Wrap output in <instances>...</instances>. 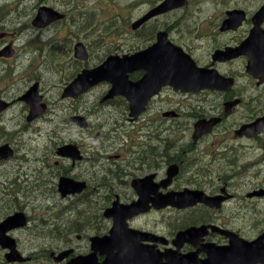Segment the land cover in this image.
Listing matches in <instances>:
<instances>
[{"label": "flooded vegetation", "instance_id": "1", "mask_svg": "<svg viewBox=\"0 0 264 264\" xmlns=\"http://www.w3.org/2000/svg\"><path fill=\"white\" fill-rule=\"evenodd\" d=\"M40 1L49 3L52 0ZM147 3L144 15L151 9L149 1ZM2 4L0 0V80L4 84H0V102L8 103L9 107L0 111V148L7 145L9 154L0 159V172H9L0 180V222L25 212V208L37 207L39 203L41 207L48 208H70L85 203L88 208L94 207L97 211L103 206L105 214L116 203L128 206L138 201V190L144 192L148 207L154 210L159 205L161 195L188 190L191 193L204 192L211 198L213 206L193 207L195 209H192L191 214H198L200 218L188 222V225H216V231L224 234L227 230L234 231L241 241L252 242L261 236L247 238L239 229L232 230L227 226L246 220L253 221L257 217L264 223V210L261 211L258 206L264 196H256L257 193L264 192V183L242 192L232 187L233 184L242 187L248 184L243 170L239 169L245 163L240 161L256 160V167L264 162V126L256 134L253 132L254 128L240 133L242 128L264 120V0H189L187 7L153 20L159 22L162 18L167 21L165 18L168 17V21H174L176 39L194 55L197 64L217 69L225 79L232 82L230 88L225 84L221 90L192 94H182L169 86L165 87L150 101L146 113L137 121L129 118V104L124 97L115 96L104 101L110 86L100 85L76 99H64L66 82L57 88L51 87L56 94L49 89L44 90L40 83L42 103L46 105L47 111L38 121L29 122V108L22 98L31 83L28 81L24 88H14L20 77L15 73V63L11 62L16 58L21 59L23 48L33 46L32 37L27 41L23 40L27 32L45 31L38 30L32 24L43 4L35 3L31 15L8 11L10 9H4ZM14 10L21 11L18 8ZM231 14L236 19H232ZM258 15L259 24L256 26L255 19ZM226 22L228 25L223 28V23ZM254 29L257 31L255 42L247 52L230 56L222 62H214L216 51L244 45ZM137 32L146 35L149 32L148 24ZM196 39L203 41L200 50L195 49ZM132 52L134 49L129 52L120 49L114 50L112 54ZM31 53L25 59H31ZM52 59L57 60L43 58L44 65ZM251 59L255 65L253 72L249 73ZM79 66L68 76L69 80L74 79L86 67L80 63ZM43 67L49 70L48 67ZM53 67L57 71L65 70L55 62ZM32 73L35 82H41L37 79L36 72ZM143 75L144 72H138L133 78L138 81ZM6 78H10V81L6 82ZM14 111L20 113V127L13 132V138L1 139L7 127L5 118ZM165 113L175 116H165ZM77 114L88 118L87 128H80L70 120ZM182 114L192 118L188 124V136H181ZM106 115H109V121L105 119ZM102 117L105 121H102ZM205 119L215 121L217 125L208 135L194 140L195 122ZM45 120L53 131L49 146L41 154L26 150L25 147L22 149L26 151L21 153L15 142H21L24 137L32 140L33 129ZM95 125L103 128L94 136L83 135ZM72 129L82 136L71 138L74 133ZM124 129L125 137L122 135ZM29 130L31 133L27 134ZM6 132L9 134L7 130ZM72 145L77 147L76 159L68 154V147ZM221 163L226 168L222 169ZM174 164L179 165V172L169 180L168 169ZM7 166L14 167V171L5 170ZM63 179L72 181L78 192L63 195L60 192ZM72 184L68 183L66 187H72ZM135 184L140 189L135 188ZM101 199L106 201L102 203ZM168 209L172 211L170 207ZM230 209H236V213L230 214ZM141 219L142 214L132 218L129 221L130 227H136L134 224ZM172 219L179 221L181 217L178 219L174 216ZM27 220L31 222L28 214ZM109 222L112 225V221ZM19 232V229H13L8 235L17 238L16 234ZM106 234L98 231L100 236ZM212 243L219 247L230 246L229 239L222 233L210 232L201 241L181 250L193 253V264H205L209 259L206 245ZM80 247L82 248H74L63 263L67 264L71 259L89 252V245ZM159 249L164 250L165 247L159 246ZM98 259L102 262L101 258Z\"/></svg>", "mask_w": 264, "mask_h": 264}, {"label": "rangeland", "instance_id": "2", "mask_svg": "<svg viewBox=\"0 0 264 264\" xmlns=\"http://www.w3.org/2000/svg\"><path fill=\"white\" fill-rule=\"evenodd\" d=\"M14 1L16 0H1L4 9H10L8 11H15L16 13H25L31 15L33 13L32 11L35 3L37 5L39 0L25 1V6L21 8L18 7V9L21 10L19 12L14 10L13 6L10 5ZM146 2L147 0H70L69 5L63 6V3L56 2L55 0L53 3L56 5L57 9L62 11H66L65 8L69 9V18L64 24L52 27L49 32L37 33L33 31L29 32L25 36L23 39L24 41H27L31 36H34L36 44L35 48L32 47L34 49L32 58H27V60L24 61L25 64H23L22 60L19 58H16L11 62L12 64L15 63V73H17V77H20L14 88H24L25 84L28 82L27 76L33 74L32 70H36L39 75L40 73L43 74V89H49L53 94H56L54 93L55 89L53 92L51 87L57 88L62 85V83L69 82L68 76L72 75L71 73L79 66L80 63L71 61L69 59V57L73 55L72 48L69 49V53L66 54L68 50V43L71 39L77 41L81 39L82 41L90 44L92 58L90 60L89 66H95L99 64L101 62L100 58L103 57L105 53H109V49L114 52V50L120 49L125 51L137 49L139 47L138 45L145 47L150 42L147 40L148 37H146V40H143V38L140 39L139 34H132L130 28L131 23L133 22L132 20L142 14V9L143 12L146 10L147 6L143 5ZM82 10L91 12L93 14V25L87 31L83 29L85 21L83 16L80 15ZM154 24L155 23H152L151 25ZM162 24L165 26H170L171 22L165 21ZM174 29L175 27L173 26L172 30L175 31ZM62 38L67 40L60 43ZM96 38L100 39L95 40ZM51 41L53 43L50 46ZM55 43L56 45H54ZM74 43L75 41L72 42V46ZM53 45L56 46L55 51H53ZM49 46L50 49L48 53L50 56L52 58L59 57L60 59L50 60L46 65L49 70H45L44 68H41V63L43 62V58L46 56V50ZM26 51H29V46L23 48L22 54ZM53 62L59 64L62 66L61 68H64L65 70L57 71L53 67ZM29 64L31 66V70L27 67ZM80 64L82 65V63ZM0 76V78H2L1 73ZM8 81H10V78H6V82ZM0 84L4 86L1 80ZM53 84L54 86H52ZM5 95L10 96L8 93H5ZM85 99L88 100V98ZM108 117L109 115H106L105 119H108ZM105 119L102 117V121H105ZM19 120V111H14L13 113L8 114L7 118H5L7 127L5 132L1 135V139L3 137H8L10 139L13 138V132L20 127ZM42 125L43 122L35 126L38 131L31 134L32 140L24 137L21 142H19V140L15 142V144L20 147L21 153L25 152L26 150H34L41 154L49 146L53 137V131L50 128H45L43 130ZM102 128L103 127L100 125L98 127L95 125L90 132L87 131L83 135L94 136ZM6 130L9 132V134H7ZM72 131L74 133L71 134V138H78L79 136H82V134H80L77 130L72 129ZM29 133H31L30 130L27 132V134ZM23 147H25L26 150H23ZM13 169L15 168L7 166L5 170L12 171ZM8 172L9 171L0 172V180L3 178L2 176ZM243 174H245L244 179L248 182V184L243 187L233 184L232 187L234 189L241 190L242 192L252 189L254 186L263 184L264 162H262L255 169H249ZM250 174H253L255 177L252 178ZM103 179L104 178L102 176V182ZM101 201L103 203L106 201V199H101ZM83 205L85 207H83ZM92 206H94V204ZM258 206L261 208V211L264 210V200L259 201ZM104 209L105 208L102 206V208L97 211V209L94 207L88 208L87 204L85 203L80 204V206L76 204L70 208L61 206L56 211L58 213L56 217L49 216L53 214L56 208H48V206L41 207L40 203L37 207L23 209V211L27 212V214L30 216L31 222L28 229H22L18 235L16 234L21 252L25 256L32 257L33 261L30 262L31 264H58L55 263L50 257L51 252L59 253L70 247L82 248L80 246H87L89 245V238L91 236L96 235L98 231H105L108 226L110 227L109 220L103 217ZM76 211L79 212L76 213ZM82 212L84 213L81 214ZM229 213H236V209H230ZM195 218H200V216L198 214H190L185 217L183 222H192L195 220ZM38 223L39 226L36 227V224ZM134 225L139 228L155 231L159 234H169L171 231L175 230L173 229L172 225H169L164 220L161 214L156 213H151L150 215L137 221ZM232 225H234L235 229H239L241 234L247 238L256 237L262 231H264V225L260 217H257L253 221L246 220V222H236ZM229 228L231 229V226ZM56 229L57 231H55ZM52 235L55 236L53 237L56 239L55 241L51 239ZM2 256L4 257V254L2 255V252L0 251V260Z\"/></svg>", "mask_w": 264, "mask_h": 264}, {"label": "water", "instance_id": "3", "mask_svg": "<svg viewBox=\"0 0 264 264\" xmlns=\"http://www.w3.org/2000/svg\"><path fill=\"white\" fill-rule=\"evenodd\" d=\"M184 0H166L163 6L158 7L152 11L145 18L140 20L134 25L138 28L149 17L160 15L168 12L169 10L179 7ZM63 15L47 9L45 7L39 10L38 17L34 21L37 26H46L59 19ZM75 56L79 59H88V53L83 44H77L75 47ZM143 71L144 75L138 81L130 80V74ZM192 62L191 58L186 55L179 47L174 46L168 40L167 33L160 32L157 35V42L147 49L130 54V55H112L99 67L93 70H84L78 78L65 90V95H73L70 93L76 90V93H84L89 88L97 85L100 82L106 81L112 85V89L105 97V100L111 99L115 96H123L129 101L130 115L138 117L145 111L150 99L157 95L165 86H171L175 90L182 92H192L197 88L199 82V72ZM212 79L208 82L211 83ZM73 96H77V94ZM31 107V114L29 119L32 120L37 116L43 114V106L38 107L40 97L38 96V86L36 85L32 90L23 98ZM5 108V105L0 102V111ZM77 121L82 127H87L83 118L72 119ZM264 120L258 121L253 124V132L258 133L264 126ZM250 126L248 130H251ZM247 130L244 128L242 132ZM241 132V131H240ZM68 154L70 157L77 158V147L75 145L68 147ZM9 154L7 148L0 149V159H3ZM68 183L72 181L63 179L60 184V192L63 195L67 193L78 192L73 187L67 188ZM135 188H139L136 184ZM139 200L131 205L122 206L116 203L114 208L106 211L105 216L113 218V227L109 235L104 237H93L91 239V251L88 255L79 256L71 260L68 264H100L98 262V255L105 258L102 264H164L162 262L163 256H151L149 250L144 242L157 241L151 234L143 233L141 231L132 230L129 228L128 221L133 217L146 213L150 210L146 201L145 195L138 190ZM259 196L264 193L256 194ZM190 197L181 194H169L161 198L159 206H176L183 208L188 205ZM199 201L208 203L209 199L199 198ZM147 204V207L145 206ZM158 204V202H157ZM155 204V205H157ZM27 224V217L24 213H17L2 223H0V246L3 249H9L6 254V260L10 263L23 262L25 259L17 249V241L8 235V232L24 227ZM213 231H216L215 226H211ZM201 233L197 237L205 235L208 227H202ZM193 229H189L178 236L180 244L184 242H191L194 238L192 236ZM189 234V235H188ZM234 234V233H233ZM236 235H233L230 249L210 246L207 249L209 259L205 264H264V233L255 241H241ZM72 251L62 253L56 261H62L68 257ZM169 259L172 256H165ZM173 258V257H172ZM226 260V261H225ZM171 261V260H169ZM169 264H193L192 260L184 256L182 258L176 257Z\"/></svg>", "mask_w": 264, "mask_h": 264}, {"label": "trees", "instance_id": "4", "mask_svg": "<svg viewBox=\"0 0 264 264\" xmlns=\"http://www.w3.org/2000/svg\"><path fill=\"white\" fill-rule=\"evenodd\" d=\"M84 18H85V17H84ZM84 18H83V19H84ZM85 19H88V18H85ZM85 19H84V20H85ZM151 31H152V30H151ZM154 33H155V31L151 32L149 35H144V34H143V35L141 36L140 39L143 38V40H146V37H148L147 40H148V41H152V40H153L152 37H153ZM138 46H139V47H138L137 49H141V48H143V47L140 46V45H138ZM57 210H58V209H56L55 212H56ZM78 212H79V211H76V213H78ZM56 213H57V212H56ZM83 213H84V212H82L81 214H83ZM57 214H58V213H57ZM56 216H57V215L54 214L52 217H56ZM61 222H62V221H61ZM74 224H75V223H74ZM263 225H264V223H263ZM263 229H264V227H263ZM55 231H57V229H56ZM47 236H48V235H47ZM49 237H50V234H49ZM53 237H55V236L52 235V236H51V239H53V240L55 241L56 239L53 238ZM0 264H6V262L2 259V260H0ZM26 264H31V263L28 262V263H26Z\"/></svg>", "mask_w": 264, "mask_h": 264}, {"label": "bare ground", "instance_id": "5", "mask_svg": "<svg viewBox=\"0 0 264 264\" xmlns=\"http://www.w3.org/2000/svg\"><path fill=\"white\" fill-rule=\"evenodd\" d=\"M223 204V203H222ZM227 204V203H226ZM233 245L232 244H230V246L229 247H227V249H230L231 247H232Z\"/></svg>", "mask_w": 264, "mask_h": 264}]
</instances>
